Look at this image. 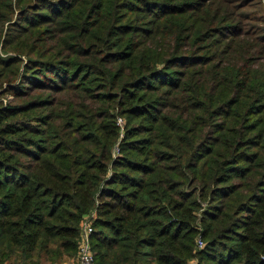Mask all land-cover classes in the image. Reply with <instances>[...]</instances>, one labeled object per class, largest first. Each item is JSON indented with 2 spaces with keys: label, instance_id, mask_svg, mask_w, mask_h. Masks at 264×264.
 I'll return each instance as SVG.
<instances>
[{
  "label": "trees",
  "instance_id": "obj_1",
  "mask_svg": "<svg viewBox=\"0 0 264 264\" xmlns=\"http://www.w3.org/2000/svg\"><path fill=\"white\" fill-rule=\"evenodd\" d=\"M250 1L0 0V264H264Z\"/></svg>",
  "mask_w": 264,
  "mask_h": 264
},
{
  "label": "built area",
  "instance_id": "obj_2",
  "mask_svg": "<svg viewBox=\"0 0 264 264\" xmlns=\"http://www.w3.org/2000/svg\"><path fill=\"white\" fill-rule=\"evenodd\" d=\"M117 123L122 127L124 124V119L121 116H118ZM115 151H117V147L115 148ZM93 215L94 213L91 214V218L93 217ZM91 218L88 217L82 224L78 239L77 257L75 264H97L91 244V232L93 230L91 225ZM196 244L198 248L204 246V242L200 238V236L196 238Z\"/></svg>",
  "mask_w": 264,
  "mask_h": 264
},
{
  "label": "rangeland",
  "instance_id": "obj_3",
  "mask_svg": "<svg viewBox=\"0 0 264 264\" xmlns=\"http://www.w3.org/2000/svg\"><path fill=\"white\" fill-rule=\"evenodd\" d=\"M242 11H246L249 14V18H245L242 22V25L246 28H250L252 25H256V30L258 28L264 27V0H252L246 6H244ZM258 31H262L261 29ZM4 100L12 99L10 94H7L3 98ZM204 242V240H203ZM77 257V251L72 258L66 259L63 264H75Z\"/></svg>",
  "mask_w": 264,
  "mask_h": 264
}]
</instances>
